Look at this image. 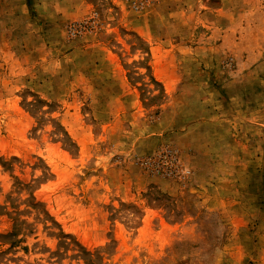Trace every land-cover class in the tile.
I'll return each mask as SVG.
<instances>
[{"label": "rangeland", "instance_id": "obj_1", "mask_svg": "<svg viewBox=\"0 0 264 264\" xmlns=\"http://www.w3.org/2000/svg\"><path fill=\"white\" fill-rule=\"evenodd\" d=\"M0 264H264V0H0Z\"/></svg>", "mask_w": 264, "mask_h": 264}, {"label": "built area", "instance_id": "obj_2", "mask_svg": "<svg viewBox=\"0 0 264 264\" xmlns=\"http://www.w3.org/2000/svg\"><path fill=\"white\" fill-rule=\"evenodd\" d=\"M132 7H134L135 9H142L144 8L146 5H148L149 3H153L156 0H130ZM69 31L75 35V29L74 28H70Z\"/></svg>", "mask_w": 264, "mask_h": 264}, {"label": "crops", "instance_id": "obj_3", "mask_svg": "<svg viewBox=\"0 0 264 264\" xmlns=\"http://www.w3.org/2000/svg\"><path fill=\"white\" fill-rule=\"evenodd\" d=\"M147 40H149V38H147Z\"/></svg>", "mask_w": 264, "mask_h": 264}]
</instances>
